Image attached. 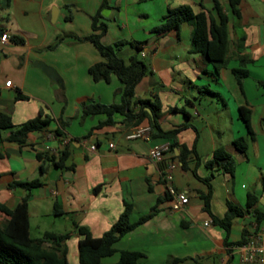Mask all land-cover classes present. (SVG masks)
Segmentation results:
<instances>
[{"label":"crops","instance_id":"obj_1","mask_svg":"<svg viewBox=\"0 0 264 264\" xmlns=\"http://www.w3.org/2000/svg\"><path fill=\"white\" fill-rule=\"evenodd\" d=\"M103 2L99 22L107 31L101 42H132L141 48L137 53L124 44L117 51L125 64L140 57L147 67L133 100L159 101V128L180 129L176 142L190 151L186 169L176 148L160 162L148 158L149 150L168 144L166 140L151 134L146 141L126 139L136 128L150 126L146 119L131 124L115 115L113 125L97 127L103 115L81 117L83 102L116 104L122 88L114 76L105 83L93 82L88 74L102 58L83 39L92 33L91 18ZM218 2L228 19L229 45L225 66L213 75L203 56L190 52L189 24L158 37L151 33L169 9L183 5L217 22L212 0H0V36H9L8 42H0V112L14 126L34 118L39 110L51 118L23 144L7 140L10 130L0 134V204L13 209L26 195L22 188H10L13 182L38 179L42 184L28 199V232L34 243L56 248L67 264H79L75 226L86 227L99 238L127 203L132 207L131 223L153 207L157 212L121 237L114 244L115 253L102 259L104 264L116 263L121 251L143 253L142 264H165L169 258L180 260L175 264H256L242 262L235 248L243 236L264 232V219L257 224L254 216V211L264 213V0H240L237 16L226 0ZM38 62L56 72L59 87L35 66ZM235 68L247 75L237 80ZM17 91L27 99H16ZM241 107L250 112L253 133L245 152L233 145L235 139L246 138L238 116ZM48 134L52 138L46 139ZM46 145L54 152L45 151ZM218 149L235 162L231 176L216 165L206 166ZM63 150L67 152L63 166H53L48 159L58 161ZM38 153L47 159L39 161ZM194 172L199 179H208L215 217H223L228 205L244 211L247 194L256 197V204L233 220L228 234L212 221L204 225L211 220L200 199L207 185ZM166 173L171 175L169 182L163 179ZM169 189L184 193L187 204L181 205ZM6 219L0 212V227ZM63 235L67 236L60 238Z\"/></svg>","mask_w":264,"mask_h":264},{"label":"trees","instance_id":"obj_2","mask_svg":"<svg viewBox=\"0 0 264 264\" xmlns=\"http://www.w3.org/2000/svg\"><path fill=\"white\" fill-rule=\"evenodd\" d=\"M7 2L9 0H6ZM213 1V9L217 16V22L204 12L194 13L189 6H178L169 9L163 16L161 23L151 29L154 36H162L169 32H176L178 27L187 23L192 27V41L190 52L199 53L205 61L211 65V74L217 75L218 71L225 66L228 52V32L226 15L222 12V8L218 0ZM231 13L234 16L238 15V5L240 0H226ZM106 7L103 2L98 8L95 15L91 18L92 33L83 40L92 44L98 52L102 61L91 65L88 68V74L93 82L108 83L110 78L114 76L122 85L119 91V102L116 104L104 105L100 103L83 102L81 104V117L103 115L105 119L98 122L97 127L111 126L114 124L113 117L121 115L125 122L138 124L146 119L151 128V136L164 139L169 144V151L174 148L178 149L179 161L182 168L186 169L185 158L190 153L185 147H179L176 142V135L180 129H174L168 132H163L158 125L160 116V103L157 99L149 100H133L134 90L142 77L147 72V67L139 59L133 57L128 64L118 56V48L124 44L131 45L136 52H140L141 48L137 43L118 41L114 45H104L101 42V37L106 33L107 27L104 23L99 22L101 19V10ZM10 40L22 44L23 40L15 37H10ZM51 46L49 48H54ZM236 79L241 80L247 73L243 69L235 68L232 70ZM16 99L26 100L27 97L21 95L17 91ZM239 119L242 121L246 130V138H238L233 141V145L240 152H245L247 141L253 138V133L250 128V112L246 108L238 109ZM51 118L44 115L41 110L37 115L18 125L14 126L10 117L7 114L0 112V134L5 130H10L7 140L23 144L30 133L40 131L49 125ZM59 133L58 131H56ZM168 151V152H169ZM67 157V152L63 150L60 153L58 161L54 157L48 160L53 166L61 168L63 161ZM1 158V155H0ZM36 158L42 161V154H36ZM47 159V158H46ZM218 166L225 174L232 175L235 168L233 158L223 149H218L213 152L211 160L206 163L208 168ZM40 170H42L40 166ZM195 177V172L193 173ZM198 178V177H197ZM199 179V178H198ZM207 185V192L200 195L203 204V210L206 212L213 225L219 226L228 234L232 222L236 218L243 216L244 212L251 209L257 202L253 194H247L245 210L238 207L228 205L226 213L223 217H215L210 210L211 186L208 179H199ZM38 179L27 182H13L9 185L10 188H22L26 195L13 208L8 209L0 204V212L6 216V222L0 227V264H67L60 258L56 248L45 249L39 244L34 243L29 237L28 232V199L30 192L41 186ZM160 200L158 199V202ZM132 207L130 204L124 203L123 210L111 225V227L99 238H94L89 230L83 226H75L79 240L77 242L78 262L79 264H104L102 259L110 257L115 253L114 244L125 234L131 232L141 224L152 218L157 212V208L153 207L150 211L141 216L136 222H130V214ZM254 216L257 224L264 219V213L254 211ZM63 235L60 238H65ZM246 238L243 236L242 241L236 246L244 244ZM144 254L137 251H121L119 258L114 264H142L141 259ZM179 259L169 258L165 264H175Z\"/></svg>","mask_w":264,"mask_h":264},{"label":"built area","instance_id":"obj_3","mask_svg":"<svg viewBox=\"0 0 264 264\" xmlns=\"http://www.w3.org/2000/svg\"><path fill=\"white\" fill-rule=\"evenodd\" d=\"M9 41V36L6 34H2L0 36V42L6 43ZM143 55V54H142ZM6 86H10V82L5 83ZM151 134V128L150 126H142L139 128H136L133 132L128 134L126 136L127 140H142L146 141L149 140ZM52 138L51 134L46 135V139ZM108 147L110 149L114 148V145L112 143L108 144ZM95 149V146H90L89 150L93 151ZM44 150L53 153L54 150L51 149L48 145L44 146ZM169 146L168 144L164 143L161 145H158L152 149L149 150L148 158L155 162L162 161L164 155L168 152ZM163 179L165 182H169L172 178L169 173H166L163 175ZM169 191L172 194H175V192L172 189H169ZM176 199L181 205H185L188 202L187 197L184 193H177L175 194ZM211 223V220L208 222H205L204 225H208ZM240 260L245 263H256V264H264V232L255 230L252 233H250L244 244L236 246V248Z\"/></svg>","mask_w":264,"mask_h":264},{"label":"water","instance_id":"obj_4","mask_svg":"<svg viewBox=\"0 0 264 264\" xmlns=\"http://www.w3.org/2000/svg\"><path fill=\"white\" fill-rule=\"evenodd\" d=\"M35 66L41 69L50 80L58 81V75L51 67L46 66L42 62L36 63Z\"/></svg>","mask_w":264,"mask_h":264},{"label":"rangeland","instance_id":"obj_5","mask_svg":"<svg viewBox=\"0 0 264 264\" xmlns=\"http://www.w3.org/2000/svg\"><path fill=\"white\" fill-rule=\"evenodd\" d=\"M138 59L141 60L140 57H138ZM48 79H49V78H48ZM49 81H51V83H53L54 85H56V86L59 87V85L57 84V82H55V81H53V80H50V79H49ZM110 87H111V89L114 88V86H112V85H111ZM53 106L55 107V109L57 108L56 104H54ZM31 237H35V233H34V229H33V228H32V230H31Z\"/></svg>","mask_w":264,"mask_h":264}]
</instances>
